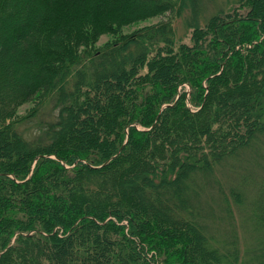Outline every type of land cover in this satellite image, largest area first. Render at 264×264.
<instances>
[{
	"label": "trees",
	"instance_id": "1",
	"mask_svg": "<svg viewBox=\"0 0 264 264\" xmlns=\"http://www.w3.org/2000/svg\"><path fill=\"white\" fill-rule=\"evenodd\" d=\"M203 1L0 0V264H239L185 194L264 128V0Z\"/></svg>",
	"mask_w": 264,
	"mask_h": 264
},
{
	"label": "rangeland",
	"instance_id": "2",
	"mask_svg": "<svg viewBox=\"0 0 264 264\" xmlns=\"http://www.w3.org/2000/svg\"><path fill=\"white\" fill-rule=\"evenodd\" d=\"M239 2L240 0L203 1L200 23L203 25L221 9L226 12L232 10ZM190 15L187 11L173 23L176 51L182 44H192L193 30L188 22ZM167 17L127 27L124 32L133 33L146 25L166 21ZM16 36L18 35L13 34L12 37ZM112 41L113 36L105 35L96 42H85L78 47V51L101 49ZM32 107L33 104H27L21 111L23 113ZM78 128L79 126L76 132ZM185 197L188 200L187 210L194 215L192 217L186 214V217L193 219L196 227L205 234V250L210 248L220 251L222 255L229 257L227 260L236 258L239 264H257L258 257H264V128L245 147L236 149L219 164H214L212 170L193 175ZM168 213L174 219L184 217V214L177 211L170 210ZM88 242L91 243L92 238ZM145 253L149 263H164V258L158 257V253L148 246L145 247ZM111 260V263H117L116 258ZM144 261L145 259L136 260L137 264H143Z\"/></svg>",
	"mask_w": 264,
	"mask_h": 264
},
{
	"label": "water",
	"instance_id": "3",
	"mask_svg": "<svg viewBox=\"0 0 264 264\" xmlns=\"http://www.w3.org/2000/svg\"><path fill=\"white\" fill-rule=\"evenodd\" d=\"M169 106H172V105H170V104L164 105L163 108H162V110H164L165 108H167Z\"/></svg>",
	"mask_w": 264,
	"mask_h": 264
}]
</instances>
